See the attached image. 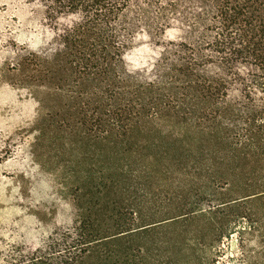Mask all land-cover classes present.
I'll use <instances>...</instances> for the list:
<instances>
[{"label": "trees", "instance_id": "16d2710c", "mask_svg": "<svg viewBox=\"0 0 264 264\" xmlns=\"http://www.w3.org/2000/svg\"><path fill=\"white\" fill-rule=\"evenodd\" d=\"M26 1L40 10L48 38L46 53L31 54L35 85L56 87L61 100V115L48 114L40 124L96 145V186L89 187L96 189V225L86 213L71 242L50 243L49 252L13 264H84L95 251L97 264H145L147 248L133 246V238L197 216L203 211L197 200L216 199L225 187L237 193L243 162L264 163V0ZM163 124L173 127L165 131ZM148 135L152 142L144 144L140 137ZM138 146L160 150L164 173L174 165L193 178L190 208L136 223L141 211L111 197L130 174L127 161ZM257 175L251 170L246 180ZM201 178L204 187L194 184ZM261 198L264 189L250 191L206 212L217 225L211 250L243 222L260 228L263 216L245 206ZM104 199L107 215L100 211Z\"/></svg>", "mask_w": 264, "mask_h": 264}, {"label": "rangeland", "instance_id": "374dc122", "mask_svg": "<svg viewBox=\"0 0 264 264\" xmlns=\"http://www.w3.org/2000/svg\"><path fill=\"white\" fill-rule=\"evenodd\" d=\"M42 18L40 10L26 0H0V264L49 252L50 243L71 242L77 220L86 213L96 225V189L89 188L91 183L96 186V145L87 146L66 131L40 124L48 114L62 112L56 87L36 86V74L29 66L31 54L45 52L48 41ZM172 127L163 124L165 131ZM140 138L145 144L153 136ZM138 150L132 148L127 161L130 174L111 197L141 211L132 218L136 223L160 222L190 208L187 188L193 178L175 171L174 165L164 173L160 150ZM242 169L243 175L236 180L237 193L220 188L216 199L197 200L203 210L197 216L133 238V246L147 248L145 264H209L212 259L217 264H243L245 260L264 264V198L245 206L248 212L263 216L260 228L255 231L243 222L216 249L210 247L217 225L206 212L234 196L264 189V163L243 162ZM251 170L259 175L250 182L246 178ZM206 182L201 178L194 184L204 187ZM104 201L100 211L107 215L109 205ZM112 227L108 221L106 234L113 233ZM84 264H97L96 251Z\"/></svg>", "mask_w": 264, "mask_h": 264}]
</instances>
